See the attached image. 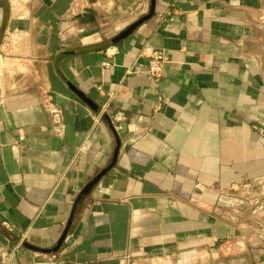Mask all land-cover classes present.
Returning a JSON list of instances; mask_svg holds the SVG:
<instances>
[{
    "label": "crops",
    "instance_id": "0c3cea01",
    "mask_svg": "<svg viewBox=\"0 0 264 264\" xmlns=\"http://www.w3.org/2000/svg\"><path fill=\"white\" fill-rule=\"evenodd\" d=\"M26 1L0 0V264H264V0H156L126 37L152 0Z\"/></svg>",
    "mask_w": 264,
    "mask_h": 264
},
{
    "label": "built area",
    "instance_id": "2783aa9c",
    "mask_svg": "<svg viewBox=\"0 0 264 264\" xmlns=\"http://www.w3.org/2000/svg\"><path fill=\"white\" fill-rule=\"evenodd\" d=\"M173 6L175 8L176 4H174ZM7 42H8V39H7ZM6 46L9 47L10 45L6 44ZM140 56L142 58H147L149 60V74L153 78L161 77L164 72V68L167 66V64L170 61L169 57L167 56L165 52L154 51L148 45H146L145 48L142 50ZM43 105L49 108V112L52 115V118L54 119L55 124L62 127L63 121H62L61 111L59 110V108L54 106L53 97L51 96L49 92L46 93ZM101 120H102V117H98L96 118L95 121L97 124H99ZM111 121L114 124L116 131H120V129L122 128L121 124L127 121V116L125 113H116L111 118ZM259 124H260V120L259 119L255 120V126H254L255 130L259 129ZM245 190L251 195V191L249 190L247 186L245 187ZM255 198L256 197L254 196L253 200ZM23 241L26 242L27 238L24 237ZM245 248H246V245H245L244 239L237 237V238L229 239L223 243H220L217 251L219 252L221 256H225V255L231 256V255H237V254L243 253ZM0 255H2L3 258H5L4 257L5 254H2L0 252ZM55 258L56 257H53V259Z\"/></svg>",
    "mask_w": 264,
    "mask_h": 264
},
{
    "label": "water",
    "instance_id": "95a60500",
    "mask_svg": "<svg viewBox=\"0 0 264 264\" xmlns=\"http://www.w3.org/2000/svg\"><path fill=\"white\" fill-rule=\"evenodd\" d=\"M155 9H156V0H152V4H151V8H150V14L148 16H146L145 18H143L142 20H140L139 22H137L135 25H133L131 28H129L124 34H123V37H126L128 36L130 33H132L134 30H136L139 26L143 25L146 21H148L149 19L152 18V16L154 15L155 13ZM118 156H119V147L117 148L116 152H115V156H114V160H113V163L111 164V166H109L107 169H105L99 176H97L86 188L85 190L81 193L79 199H78V202L77 204H79L83 198L85 197H88L92 191L96 188V186L100 183V181L103 179L104 176H106L115 166V164L117 163V160H118ZM76 210V208H75ZM75 210L73 212V215L71 217V220L69 221V224L67 226V229L64 233V235L62 236L61 240L59 241L58 245L56 248H54V250H51L49 251L48 253H56L58 252L69 231H70V228L72 226V222H73V219H74V215H75ZM263 242H264V238H263ZM29 249L33 250V251H40L38 250L37 248H33L32 246H28Z\"/></svg>",
    "mask_w": 264,
    "mask_h": 264
},
{
    "label": "rangeland",
    "instance_id": "374dc122",
    "mask_svg": "<svg viewBox=\"0 0 264 264\" xmlns=\"http://www.w3.org/2000/svg\"><path fill=\"white\" fill-rule=\"evenodd\" d=\"M14 3H15V7L16 8H18V7H26L27 5H28V1H26V0H14ZM81 4H80V2L76 5V7L73 9V11H74V13L76 14V15H80L81 13H82V10H81ZM87 9H88V7H87ZM86 9V10H87ZM6 44H9L10 46L11 45H14V42H13V40L11 39V37L9 36L8 37V42H6L5 43V45ZM261 228H262V232H263V235H264V217H261ZM263 235H262V239H263ZM26 238H27V236H25ZM242 239V238H241ZM28 240V239H27ZM263 241V240H262ZM54 250V249H53ZM131 264H132V262H131Z\"/></svg>",
    "mask_w": 264,
    "mask_h": 264
}]
</instances>
